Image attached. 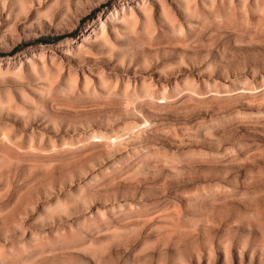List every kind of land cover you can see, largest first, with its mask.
Returning a JSON list of instances; mask_svg holds the SVG:
<instances>
[{"label":"rangeland","instance_id":"374dc122","mask_svg":"<svg viewBox=\"0 0 264 264\" xmlns=\"http://www.w3.org/2000/svg\"><path fill=\"white\" fill-rule=\"evenodd\" d=\"M0 264H264V0H0Z\"/></svg>","mask_w":264,"mask_h":264},{"label":"trees","instance_id":"16d2710c","mask_svg":"<svg viewBox=\"0 0 264 264\" xmlns=\"http://www.w3.org/2000/svg\"><path fill=\"white\" fill-rule=\"evenodd\" d=\"M60 36H62V35H60ZM60 36H59V37H60Z\"/></svg>","mask_w":264,"mask_h":264}]
</instances>
